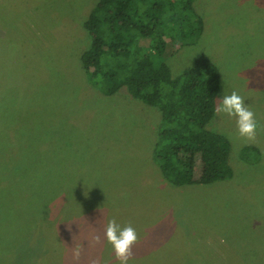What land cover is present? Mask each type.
<instances>
[{"label": "rangeland", "instance_id": "rangeland-1", "mask_svg": "<svg viewBox=\"0 0 264 264\" xmlns=\"http://www.w3.org/2000/svg\"><path fill=\"white\" fill-rule=\"evenodd\" d=\"M98 1L0 0V137L12 146L26 147L32 138L41 146L26 169L34 168L41 186L50 175L47 160L66 162L55 165L61 215L52 218L43 210L45 220L64 221L65 239L81 245L82 253L94 251L98 264H118L109 259L114 251L104 239L113 218L139 236L128 264H264V0H196L204 35L168 59L176 77L199 53L207 54L222 77L217 106L235 90L258 122L255 141H247L235 117L216 113L208 128L230 140L235 176L185 187L166 181L153 159L161 111L131 97L127 88L109 97L89 83L81 60L91 42L84 23ZM247 146L259 150L247 156L259 163L243 162ZM11 158L0 148L1 162ZM61 191L67 193L64 202ZM3 224L0 264L14 263V246L22 257L26 247L28 260L42 255L45 243L46 256L61 247L51 222L38 226L34 243L27 244L33 236L9 232ZM92 234L100 244L90 243Z\"/></svg>", "mask_w": 264, "mask_h": 264}, {"label": "trees", "instance_id": "trees-1", "mask_svg": "<svg viewBox=\"0 0 264 264\" xmlns=\"http://www.w3.org/2000/svg\"><path fill=\"white\" fill-rule=\"evenodd\" d=\"M195 1L99 0L84 23L91 42L81 60L89 83L109 97L127 88L131 97L161 111L153 159L165 180L175 187L209 185L235 176L230 161V140L208 128L216 116L222 83L219 67L205 53H199L193 66L176 77L168 64V59L180 48L197 44L204 35L205 21L196 10ZM2 139L0 137V148L12 158L5 163L0 161V189H3L0 224L4 223L9 232L16 229L33 236L27 244L31 240L34 243L38 226L51 222L53 235L58 236L61 246L54 251V256H46L48 245L45 243L43 256L29 257V260L26 247L24 259L18 253L19 247L14 246L13 264H75L71 253L74 245L65 239L66 223L59 220L56 225L55 220H51L61 215L57 214L54 198L55 189L60 186L55 165L66 162L47 160L44 165L50 175L43 178L46 184L41 186L40 179L32 174L34 168L30 173L26 170L33 155L40 153L41 146L33 138L26 147L21 143L19 147L12 146ZM251 153L259 154V150L247 146L241 152V159L250 166L259 163V159L249 160L247 156ZM65 194L61 191L59 201L64 202ZM29 196L32 197L23 203ZM25 209L24 214L3 220L4 216ZM43 210H50V220H45L47 211ZM51 230H47L48 235ZM2 233L1 240L7 243V230L3 229ZM93 253H81L78 264H93L94 261L98 264L100 258ZM113 257L114 252L109 259Z\"/></svg>", "mask_w": 264, "mask_h": 264}, {"label": "clouds", "instance_id": "clouds-1", "mask_svg": "<svg viewBox=\"0 0 264 264\" xmlns=\"http://www.w3.org/2000/svg\"><path fill=\"white\" fill-rule=\"evenodd\" d=\"M219 100L220 103L215 109L216 113L235 117L239 136L247 141H255L258 122L255 113L246 106L244 98L234 90L230 95L223 94ZM104 239L112 246L118 264H128L129 259L133 256V245L138 242L139 236L134 227L131 225L121 227L113 218L108 220L106 224ZM90 243L93 245L100 244L101 237L92 234ZM71 253L72 260L78 264L82 253L81 245L75 244ZM93 264L96 262L94 261Z\"/></svg>", "mask_w": 264, "mask_h": 264}]
</instances>
